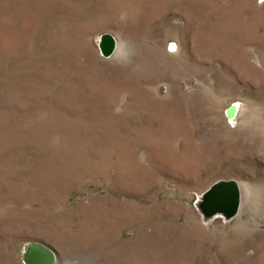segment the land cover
<instances>
[{"label": "rangeland", "instance_id": "rangeland-1", "mask_svg": "<svg viewBox=\"0 0 264 264\" xmlns=\"http://www.w3.org/2000/svg\"><path fill=\"white\" fill-rule=\"evenodd\" d=\"M229 178L237 213L203 214ZM29 241L55 264H264V0H0V264Z\"/></svg>", "mask_w": 264, "mask_h": 264}, {"label": "water", "instance_id": "water-1", "mask_svg": "<svg viewBox=\"0 0 264 264\" xmlns=\"http://www.w3.org/2000/svg\"><path fill=\"white\" fill-rule=\"evenodd\" d=\"M116 39L108 32L102 33L99 48L103 55L109 56L116 49ZM235 105L226 108V115L232 117ZM198 201L203 214L220 213L229 218L235 215L240 207L241 189L239 183L233 179H218L212 182L202 193ZM24 264H55L56 253L47 244L40 241H29L23 253Z\"/></svg>", "mask_w": 264, "mask_h": 264}, {"label": "snow or ice", "instance_id": "snow-or-ice-1", "mask_svg": "<svg viewBox=\"0 0 264 264\" xmlns=\"http://www.w3.org/2000/svg\"><path fill=\"white\" fill-rule=\"evenodd\" d=\"M175 47H176L175 44L170 45V50L174 49Z\"/></svg>", "mask_w": 264, "mask_h": 264}, {"label": "bare ground", "instance_id": "bare-ground-1", "mask_svg": "<svg viewBox=\"0 0 264 264\" xmlns=\"http://www.w3.org/2000/svg\"><path fill=\"white\" fill-rule=\"evenodd\" d=\"M234 111H235V109H234ZM234 113H235V112H234ZM234 113H233V114H234Z\"/></svg>", "mask_w": 264, "mask_h": 264}]
</instances>
